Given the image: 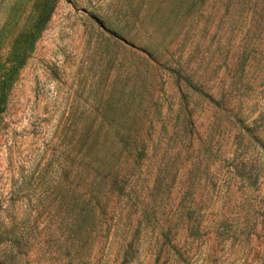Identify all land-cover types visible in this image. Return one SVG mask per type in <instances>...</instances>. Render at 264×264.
Returning a JSON list of instances; mask_svg holds the SVG:
<instances>
[{"label": "rangeland", "instance_id": "obj_1", "mask_svg": "<svg viewBox=\"0 0 264 264\" xmlns=\"http://www.w3.org/2000/svg\"><path fill=\"white\" fill-rule=\"evenodd\" d=\"M48 0H0V81ZM0 264H264V0H55L0 85Z\"/></svg>", "mask_w": 264, "mask_h": 264}, {"label": "trees", "instance_id": "obj_2", "mask_svg": "<svg viewBox=\"0 0 264 264\" xmlns=\"http://www.w3.org/2000/svg\"><path fill=\"white\" fill-rule=\"evenodd\" d=\"M54 10H55V0H48L40 13L38 22L31 36L30 43L24 50L22 56L17 60L15 64H13L11 69L2 77L0 81L1 90L4 91V89H6L7 92L10 91L13 85V77H15V75L18 74L19 70L23 67V65L29 58L31 52L34 50L35 44L38 38L43 33V31L45 30L46 25L48 24Z\"/></svg>", "mask_w": 264, "mask_h": 264}]
</instances>
